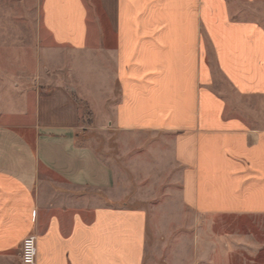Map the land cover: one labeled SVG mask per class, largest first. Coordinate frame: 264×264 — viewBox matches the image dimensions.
Returning <instances> with one entry per match:
<instances>
[{
	"label": "crops",
	"instance_id": "crops-1",
	"mask_svg": "<svg viewBox=\"0 0 264 264\" xmlns=\"http://www.w3.org/2000/svg\"><path fill=\"white\" fill-rule=\"evenodd\" d=\"M20 4L0 7V63L24 64L38 85L0 70V264H18L29 236L35 264H148L149 212L114 204L116 169L79 141V101L160 168L138 172L166 184L180 168L181 206L195 217L264 215V109L251 112L256 125L232 117L213 88L217 78L264 98V0ZM210 172L238 176L245 198H206ZM196 253L184 264H205Z\"/></svg>",
	"mask_w": 264,
	"mask_h": 264
},
{
	"label": "rangeland",
	"instance_id": "rangeland-1",
	"mask_svg": "<svg viewBox=\"0 0 264 264\" xmlns=\"http://www.w3.org/2000/svg\"><path fill=\"white\" fill-rule=\"evenodd\" d=\"M20 5V0H0L1 8H12L13 12ZM16 17L18 15H12L14 21ZM20 49L14 48L17 51ZM208 60L210 67L214 68L211 56ZM22 65L24 64L0 63V70H7L15 76L16 83L26 81L29 86H37L35 78H28L30 74L26 77L20 73L25 69ZM45 65L50 71H56V63L45 62ZM213 88L229 103L232 117L243 119L249 124H258L251 117V112L261 113L264 98L249 99L234 95L217 78ZM78 104L82 114L79 141L94 147L98 155L107 159L116 169L119 183L114 195L119 200L114 201V204L126 209H144L149 212L148 245L152 254L146 257L148 264H184L186 258L191 263L197 257V250L200 263L264 264V215L249 217L241 213L195 217L194 213L181 206L180 168L172 166V174H168L166 184L164 180L161 182L164 176L149 177L138 172V166H141V171L144 166L147 171H157L160 168L155 167V161L148 157L147 151L134 146L131 135L117 134L111 128L103 129L94 125L86 102L79 101ZM246 108L251 110L245 111ZM144 139V146L147 147L148 138ZM206 165L211 171L212 166L221 167L220 160H211ZM149 178L151 182L147 180ZM237 180L238 176H226L217 172L204 175L206 198L244 199L245 184ZM196 241L199 243L198 249ZM204 256L205 262L202 260ZM18 264H21L20 255Z\"/></svg>",
	"mask_w": 264,
	"mask_h": 264
},
{
	"label": "built area",
	"instance_id": "built-area-1",
	"mask_svg": "<svg viewBox=\"0 0 264 264\" xmlns=\"http://www.w3.org/2000/svg\"><path fill=\"white\" fill-rule=\"evenodd\" d=\"M36 243L33 236L25 238L21 245L20 262L21 264H35L36 263Z\"/></svg>",
	"mask_w": 264,
	"mask_h": 264
}]
</instances>
